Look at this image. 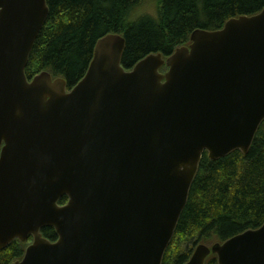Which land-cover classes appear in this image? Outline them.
I'll return each mask as SVG.
<instances>
[{
  "label": "water",
  "instance_id": "obj_1",
  "mask_svg": "<svg viewBox=\"0 0 264 264\" xmlns=\"http://www.w3.org/2000/svg\"><path fill=\"white\" fill-rule=\"evenodd\" d=\"M47 15L46 0H0V250L31 236L11 264H161L202 154L246 153L264 120V7L128 70L124 37L108 33L69 90L25 75ZM211 253L264 264V223L184 264Z\"/></svg>",
  "mask_w": 264,
  "mask_h": 264
},
{
  "label": "trees",
  "instance_id": "obj_2",
  "mask_svg": "<svg viewBox=\"0 0 264 264\" xmlns=\"http://www.w3.org/2000/svg\"><path fill=\"white\" fill-rule=\"evenodd\" d=\"M46 0L47 18L30 52L25 75L41 71L62 77L67 89L85 74L99 38L124 37L121 65L130 69L150 53L163 57L190 43L195 29L215 30L225 21L252 15L264 0ZM65 196L59 199L64 204ZM264 223V120L246 153L235 149L211 160L204 152L161 264H184L194 247L211 246ZM41 235L57 239L53 227ZM30 241H11L0 250V264L20 260ZM205 264H218L211 253Z\"/></svg>",
  "mask_w": 264,
  "mask_h": 264
},
{
  "label": "rangeland",
  "instance_id": "obj_3",
  "mask_svg": "<svg viewBox=\"0 0 264 264\" xmlns=\"http://www.w3.org/2000/svg\"><path fill=\"white\" fill-rule=\"evenodd\" d=\"M144 7V9L146 10H152V9H154V6H153V4L152 3H148V0H147V2H146V4H145V6H143ZM194 250V249H193ZM193 252V251H192ZM192 254V253H191Z\"/></svg>",
  "mask_w": 264,
  "mask_h": 264
},
{
  "label": "flooded vegetation",
  "instance_id": "obj_4",
  "mask_svg": "<svg viewBox=\"0 0 264 264\" xmlns=\"http://www.w3.org/2000/svg\"><path fill=\"white\" fill-rule=\"evenodd\" d=\"M166 70H167V68H166L165 66H163V67L161 68V72H165ZM68 90H69V89H68ZM64 196L67 198L66 195H64ZM62 197H63V196H62ZM60 198H61V197H60ZM60 198H59V199H60ZM67 200H68V198H67ZM67 200H66V202H67ZM66 202H65V203H66ZM58 203H59V200H58ZM65 203H64V204H65ZM59 204H60V203H59ZM60 205H62V204H60Z\"/></svg>",
  "mask_w": 264,
  "mask_h": 264
}]
</instances>
